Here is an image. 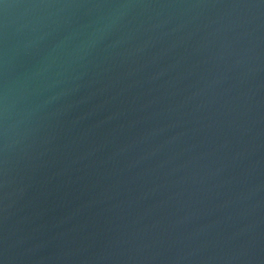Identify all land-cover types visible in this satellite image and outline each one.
Returning a JSON list of instances; mask_svg holds the SVG:
<instances>
[{
    "label": "water",
    "instance_id": "95a60500",
    "mask_svg": "<svg viewBox=\"0 0 264 264\" xmlns=\"http://www.w3.org/2000/svg\"><path fill=\"white\" fill-rule=\"evenodd\" d=\"M0 264H264V0H6Z\"/></svg>",
    "mask_w": 264,
    "mask_h": 264
},
{
    "label": "snow or ice",
    "instance_id": "6c2138e0",
    "mask_svg": "<svg viewBox=\"0 0 264 264\" xmlns=\"http://www.w3.org/2000/svg\"><path fill=\"white\" fill-rule=\"evenodd\" d=\"M7 3H6V0H0V7H3L5 6Z\"/></svg>",
    "mask_w": 264,
    "mask_h": 264
}]
</instances>
